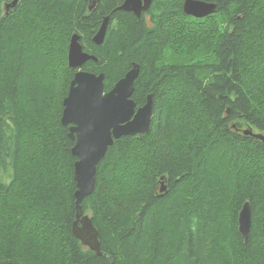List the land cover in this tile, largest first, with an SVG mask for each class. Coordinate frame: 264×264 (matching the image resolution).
<instances>
[{
    "label": "trees",
    "instance_id": "1",
    "mask_svg": "<svg viewBox=\"0 0 264 264\" xmlns=\"http://www.w3.org/2000/svg\"><path fill=\"white\" fill-rule=\"evenodd\" d=\"M12 1L0 0V264H264V0H202L216 10L201 18L184 0H152L147 20L123 0ZM74 32L104 91L135 62L136 107L152 96L148 130L113 141L80 203L100 255L72 233L76 156L61 114Z\"/></svg>",
    "mask_w": 264,
    "mask_h": 264
},
{
    "label": "water",
    "instance_id": "2",
    "mask_svg": "<svg viewBox=\"0 0 264 264\" xmlns=\"http://www.w3.org/2000/svg\"><path fill=\"white\" fill-rule=\"evenodd\" d=\"M97 1L89 0L88 9L92 10ZM150 3L151 0H124L118 8L132 11L139 17L141 10L146 9ZM15 4L16 0H13L7 8ZM214 8L213 4L185 0L182 9L187 15L201 18L211 14ZM107 22L108 17H105L92 37L97 45L103 42ZM75 39L69 43L67 62L76 71L63 99L61 114V123L68 125V136L74 140L71 153L76 156L73 169L76 183V221L72 225V233L83 245L100 255L98 231L90 217L83 214L80 203L84 196L93 191L97 164L113 141L124 135H135L148 130L152 116V96L148 94L145 103L136 107L132 94L134 81L139 74V64L135 62L104 92L103 73L96 74L81 69L84 62L97 61V58L84 52ZM254 135L264 143V135ZM164 189V186L160 187L161 192ZM249 226L250 208L248 202H244L238 213V230L244 240Z\"/></svg>",
    "mask_w": 264,
    "mask_h": 264
},
{
    "label": "bare ground",
    "instance_id": "3",
    "mask_svg": "<svg viewBox=\"0 0 264 264\" xmlns=\"http://www.w3.org/2000/svg\"><path fill=\"white\" fill-rule=\"evenodd\" d=\"M197 1H201V2H204V3H207V4H213L214 5V10H213V14H215L214 12H215V10H216V5L214 4V3H211V2H205V1H202V0H197ZM152 3V2H151ZM184 3H185V0H184V2H183V6H184ZM88 5H89V0H88ZM88 5H87V7H88ZM183 6H182V8H183ZM150 8V7H149ZM88 10V9H87ZM192 16V15H191ZM190 16V17H191ZM103 17H104V15H103ZM190 17H189V19H190ZM194 17V16H193ZM218 18H219V16H218ZM217 18V19H218ZM142 19V18H141ZM201 21H203V20H201ZM207 22V21H206ZM217 22H220V21H217ZM153 24V23H152ZM218 26V25H217ZM219 26H221V25H219ZM218 32H219V30H218ZM215 36H217V35H215ZM175 37V36H174ZM174 37H172V38H174ZM177 37V36H176ZM73 38H76L75 40L78 42V44L80 45V47H81V49H83V47H82V44H81V42H80V35L78 34V33H73V35L71 36V38H70V41L73 39ZM215 39V38H214ZM70 41H69V43H70ZM167 44V43H166ZM69 46V45H68ZM206 46V45H205ZM198 47V46H197ZM213 47V46H212ZM197 49H199V48H197ZM212 49V48H211ZM162 50H164V48L162 49ZM206 50V49H205ZM169 51H170V49H169ZM173 52V51H172ZM205 52V51H204ZM163 54H165V52L163 53ZM174 54V53H173ZM202 54V53H201ZM166 55H168V54H166ZM166 55H165V57H166ZM177 54L175 53V56H176ZM181 55V54H180ZM204 54H202V57H204L203 56ZM210 55V54H209ZM209 55H208V57H209ZM169 56H170V53H169ZM169 56H168V58L167 59H169ZM171 56H172V53H171ZM186 56H187V54H186ZM213 56H215V55H213ZM178 57V56H177ZM176 57V58H177ZM183 57V56H182ZM207 57V56H206ZM207 57V58H208ZM164 58V57H163ZM173 58H174V56H173ZM196 58V57H195ZM160 59H161V57H160ZM193 58H191V60H192ZM205 59V58H204ZM176 60V59H175ZM179 60V59H178ZM195 61H196V59H195ZM201 61V60H200ZM87 62V61H86ZM86 62H84L83 63V65L86 63ZM176 62V61H175ZM180 62H181V60H180ZM189 62V61H188ZM132 63V62H131ZM166 63V62H165ZM164 63V64H165ZM170 63H171V61H170ZM172 63H173V61H172ZM177 63V62H176ZM192 63H194V62H192ZM197 63V62H196ZM206 63V62H205ZM212 63V62H211ZM189 64H191V63H189ZM68 66V65H67ZM140 67V66H139ZM96 70V69H95ZM73 71V70H72ZM67 86V85H66ZM104 92H106V91H104ZM251 133L252 131L251 130H244V133ZM76 221V218H75V220H74V222ZM74 222H73V224H74ZM77 223V225H78V222H76ZM95 227V226H94ZM98 231V230H97ZM81 244V243H80ZM82 246H83V244H82ZM81 246V247H82Z\"/></svg>",
    "mask_w": 264,
    "mask_h": 264
},
{
    "label": "flooded vegetation",
    "instance_id": "4",
    "mask_svg": "<svg viewBox=\"0 0 264 264\" xmlns=\"http://www.w3.org/2000/svg\"><path fill=\"white\" fill-rule=\"evenodd\" d=\"M123 1H124V0H123ZM151 1H152V0H151ZM122 3H123V2H122ZM150 5H151V3H150ZM150 5H149L146 9L141 10L139 17L142 16L145 20H147V15H146L147 13H146V11L149 9ZM128 12L132 13L133 15H135L134 12H132V11H128ZM135 16H136V15H135ZM136 17H138V16H136ZM139 17H138V18H139Z\"/></svg>",
    "mask_w": 264,
    "mask_h": 264
}]
</instances>
